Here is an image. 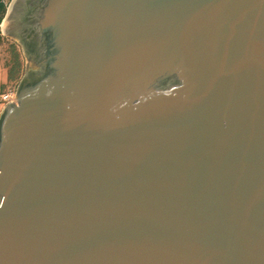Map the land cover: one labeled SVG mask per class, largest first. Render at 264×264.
I'll list each match as a JSON object with an SVG mask.
<instances>
[{
  "label": "water",
  "instance_id": "95a60500",
  "mask_svg": "<svg viewBox=\"0 0 264 264\" xmlns=\"http://www.w3.org/2000/svg\"><path fill=\"white\" fill-rule=\"evenodd\" d=\"M0 264H264V0H14Z\"/></svg>",
  "mask_w": 264,
  "mask_h": 264
},
{
  "label": "crops",
  "instance_id": "0c3cea01",
  "mask_svg": "<svg viewBox=\"0 0 264 264\" xmlns=\"http://www.w3.org/2000/svg\"><path fill=\"white\" fill-rule=\"evenodd\" d=\"M24 71L23 62L19 65L16 62L13 63L0 45V114L8 104L2 101V96L10 92H16L20 81L25 75Z\"/></svg>",
  "mask_w": 264,
  "mask_h": 264
},
{
  "label": "rangeland",
  "instance_id": "374dc122",
  "mask_svg": "<svg viewBox=\"0 0 264 264\" xmlns=\"http://www.w3.org/2000/svg\"><path fill=\"white\" fill-rule=\"evenodd\" d=\"M13 1L14 0H0V45L4 48L6 56L10 58L13 63L16 62V64L19 65L23 62L25 70V56L22 52L21 45L7 36L4 29Z\"/></svg>",
  "mask_w": 264,
  "mask_h": 264
},
{
  "label": "built area",
  "instance_id": "2783aa9c",
  "mask_svg": "<svg viewBox=\"0 0 264 264\" xmlns=\"http://www.w3.org/2000/svg\"><path fill=\"white\" fill-rule=\"evenodd\" d=\"M15 93L16 92H10V93L3 95L1 98L2 101L5 103L16 102Z\"/></svg>",
  "mask_w": 264,
  "mask_h": 264
}]
</instances>
